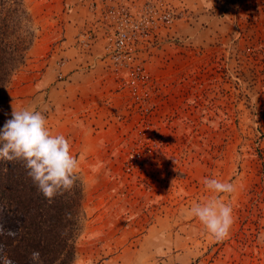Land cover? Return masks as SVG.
<instances>
[{"label": "rangeland", "instance_id": "rangeland-1", "mask_svg": "<svg viewBox=\"0 0 264 264\" xmlns=\"http://www.w3.org/2000/svg\"><path fill=\"white\" fill-rule=\"evenodd\" d=\"M25 2L34 38L0 128L30 108L70 141L73 264H264V0ZM206 178L235 185L224 240L190 211Z\"/></svg>", "mask_w": 264, "mask_h": 264}, {"label": "trees", "instance_id": "trees-1", "mask_svg": "<svg viewBox=\"0 0 264 264\" xmlns=\"http://www.w3.org/2000/svg\"><path fill=\"white\" fill-rule=\"evenodd\" d=\"M34 38L25 0H0V92L24 63ZM80 178L70 192L47 200L27 175L23 161L0 160V264H73L84 216ZM11 230L14 236L7 235ZM38 251L39 258L31 259Z\"/></svg>", "mask_w": 264, "mask_h": 264}, {"label": "clouds", "instance_id": "clouds-1", "mask_svg": "<svg viewBox=\"0 0 264 264\" xmlns=\"http://www.w3.org/2000/svg\"><path fill=\"white\" fill-rule=\"evenodd\" d=\"M0 160L23 161L27 175L49 201L73 189L80 167L78 156L71 152L70 141L62 134H53L45 115L30 108L17 110L13 107L11 119L0 128ZM203 183L215 195L204 203L193 205L191 214L214 239H227L234 223L233 208L220 196L232 194L235 185L214 178H206ZM4 232L0 226V234ZM7 235L15 233L9 230ZM39 255L38 251H33L31 259L36 260ZM2 259L3 264H13L6 256Z\"/></svg>", "mask_w": 264, "mask_h": 264}, {"label": "built area", "instance_id": "built-area-1", "mask_svg": "<svg viewBox=\"0 0 264 264\" xmlns=\"http://www.w3.org/2000/svg\"><path fill=\"white\" fill-rule=\"evenodd\" d=\"M125 36H126V33L121 32V29H119L117 32V36H116V44L118 47H121V44L124 43Z\"/></svg>", "mask_w": 264, "mask_h": 264}]
</instances>
